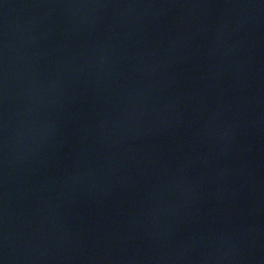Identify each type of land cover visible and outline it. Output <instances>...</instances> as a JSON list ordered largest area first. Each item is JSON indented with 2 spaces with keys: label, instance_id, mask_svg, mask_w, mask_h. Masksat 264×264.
Instances as JSON below:
<instances>
[{
  "label": "water",
  "instance_id": "1",
  "mask_svg": "<svg viewBox=\"0 0 264 264\" xmlns=\"http://www.w3.org/2000/svg\"><path fill=\"white\" fill-rule=\"evenodd\" d=\"M0 264H264V0H0Z\"/></svg>",
  "mask_w": 264,
  "mask_h": 264
}]
</instances>
